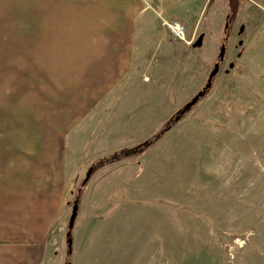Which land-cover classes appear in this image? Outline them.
I'll use <instances>...</instances> for the list:
<instances>
[{"label": "rangeland", "instance_id": "374dc122", "mask_svg": "<svg viewBox=\"0 0 264 264\" xmlns=\"http://www.w3.org/2000/svg\"><path fill=\"white\" fill-rule=\"evenodd\" d=\"M152 5L145 43L116 50V66L83 65L89 50L0 48V182L59 191L51 264H66L75 200L69 264H264V0Z\"/></svg>", "mask_w": 264, "mask_h": 264}, {"label": "crops", "instance_id": "0c3cea01", "mask_svg": "<svg viewBox=\"0 0 264 264\" xmlns=\"http://www.w3.org/2000/svg\"><path fill=\"white\" fill-rule=\"evenodd\" d=\"M144 6L145 0H0V48L89 50L83 65L111 67L124 58L116 50L145 43ZM7 165L11 176L21 167ZM58 192L51 184L0 182V264H51L50 240L64 204Z\"/></svg>", "mask_w": 264, "mask_h": 264}, {"label": "water", "instance_id": "95a60500", "mask_svg": "<svg viewBox=\"0 0 264 264\" xmlns=\"http://www.w3.org/2000/svg\"><path fill=\"white\" fill-rule=\"evenodd\" d=\"M202 40H203V36L200 35L198 36V38L196 39V41L192 44L193 47H200L202 45ZM224 54H225V48H224V45H222L220 47V50H219V54H218V60L219 62H222L223 58H224ZM219 71V64L218 63H215L214 66H213V69L211 70L210 74L208 75V78H207V81H206V84L204 85V87L202 88V90H200L195 96H193V98H191V100L189 102H187L184 107L182 108V110H180L179 112V116L183 115L187 110L190 109V107H192L202 96V94L204 93L205 90L209 89V87L211 86V81L212 79L216 76V74L218 73ZM179 116L177 118H175L176 120L179 118ZM88 179V176L83 180L82 184H84ZM76 209H77V206L75 205L72 209V212H71V216L69 218V221H68V227L69 228H72L73 227V224H74V219L76 217ZM67 246L70 248L71 247V240H68L67 242Z\"/></svg>", "mask_w": 264, "mask_h": 264}, {"label": "built area", "instance_id": "2783aa9c", "mask_svg": "<svg viewBox=\"0 0 264 264\" xmlns=\"http://www.w3.org/2000/svg\"><path fill=\"white\" fill-rule=\"evenodd\" d=\"M153 0H145V8L153 10L152 5ZM159 18L161 19L162 25L169 31L170 35L175 40L184 41L186 34V27L183 23L178 20H166L159 13H157Z\"/></svg>", "mask_w": 264, "mask_h": 264}, {"label": "trees", "instance_id": "16d2710c", "mask_svg": "<svg viewBox=\"0 0 264 264\" xmlns=\"http://www.w3.org/2000/svg\"><path fill=\"white\" fill-rule=\"evenodd\" d=\"M207 90H208V89H207ZM207 90L204 91V93L202 94V96L207 92ZM202 96H201V97H202ZM174 122H176V119H173L172 122H170L165 128L159 130V131L153 136L152 140H155L157 137L161 136L166 130L169 129V127H170L171 125H173ZM152 140L149 139V141H146L145 143H143L141 146H139V149L142 150L143 148L148 147V146L151 144ZM121 153H122V152H121ZM119 156H120V153H113V154H110L109 156L105 157V159H109V158H117V157H119ZM92 170H93V168H89V170H88L87 173H86V177H87V176L89 177V175L91 174ZM80 187H83V184H81ZM79 191H80V189H79ZM79 191H78V193H79ZM78 195H79V194H78ZM75 205L77 206V200H75V202H74V204H73V206H72V209H73V207H74ZM76 213H77V209H76ZM70 216H71V215H70ZM71 233H72V228H69V227L67 226V230H66V234H65V237H66V241H67V242H68V240H71ZM67 247H68V246H67ZM71 254H72L71 247H70V248L68 247L66 264H69V258H70V256H71Z\"/></svg>", "mask_w": 264, "mask_h": 264}]
</instances>
